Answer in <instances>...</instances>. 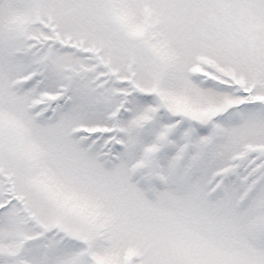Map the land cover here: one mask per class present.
<instances>
[{
  "label": "snow or ice",
  "instance_id": "snow-or-ice-1",
  "mask_svg": "<svg viewBox=\"0 0 264 264\" xmlns=\"http://www.w3.org/2000/svg\"><path fill=\"white\" fill-rule=\"evenodd\" d=\"M0 264H264V0H0Z\"/></svg>",
  "mask_w": 264,
  "mask_h": 264
}]
</instances>
